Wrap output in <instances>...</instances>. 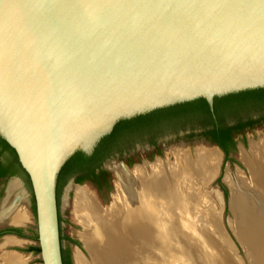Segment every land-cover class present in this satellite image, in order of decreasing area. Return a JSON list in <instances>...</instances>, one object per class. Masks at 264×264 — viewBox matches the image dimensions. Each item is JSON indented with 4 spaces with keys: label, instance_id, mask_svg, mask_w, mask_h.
<instances>
[{
    "label": "water",
    "instance_id": "95a60500",
    "mask_svg": "<svg viewBox=\"0 0 264 264\" xmlns=\"http://www.w3.org/2000/svg\"><path fill=\"white\" fill-rule=\"evenodd\" d=\"M261 88L264 0H0V136L29 176L43 264H63L57 186L77 152L120 121Z\"/></svg>",
    "mask_w": 264,
    "mask_h": 264
},
{
    "label": "bare ground",
    "instance_id": "6f19581e",
    "mask_svg": "<svg viewBox=\"0 0 264 264\" xmlns=\"http://www.w3.org/2000/svg\"><path fill=\"white\" fill-rule=\"evenodd\" d=\"M202 150L204 151L196 154V158L177 157L174 164L161 161L155 166L144 165L133 173L123 171L119 176L122 187L119 189L117 205L110 216L101 212L94 193H88L83 188L78 189L74 213L81 217L80 219L85 218V222L88 220L90 224L81 234L86 249L92 254L100 252V257L105 256L110 249V256L105 258L108 264H184L186 256L187 260L191 261L188 264H203L199 262L202 260L201 253L198 254L201 252L197 242L199 238L195 231L190 233L192 225L190 226L189 222L192 221L189 218H193L188 211L190 208L202 211L203 208L208 217L207 227L217 229L221 233L215 246L218 263L235 264L228 255L227 239L220 231L221 212L216 208L211 200L212 195L206 188L219 174L221 151L216 148ZM241 159L250 170L255 186L260 189V193L253 190L252 194L261 200L259 207L264 213V139L252 142L250 150L244 149L241 153ZM244 179L240 176L237 185L248 189ZM225 180L231 187L233 204L236 202L240 205L245 219L252 217L249 194H243V197L240 195L242 198H239L236 183L230 173L226 174ZM217 197L222 200L220 193ZM16 204L3 201L0 225H21L29 220L25 208ZM83 214L85 215L82 216ZM7 237L3 247L14 244L15 240L10 238L13 236ZM261 251L264 253V250ZM0 257V264L26 263L25 256L13 251L4 252ZM75 257L78 264H87L79 251Z\"/></svg>",
    "mask_w": 264,
    "mask_h": 264
},
{
    "label": "rangeland",
    "instance_id": "374dc122",
    "mask_svg": "<svg viewBox=\"0 0 264 264\" xmlns=\"http://www.w3.org/2000/svg\"><path fill=\"white\" fill-rule=\"evenodd\" d=\"M180 133L181 132H175L164 135L163 138H161L160 140L161 150L159 153H157L156 151L154 152L147 143H141L140 145H137L135 147V150H133L132 152H138L136 155V159L132 162L131 166L129 167H125L122 164L124 162V157L113 156L109 160H107L104 163V169L109 175L111 187L109 191H105V194L103 196L99 195L95 187L89 184H76L73 182L72 179H69L66 182L60 193V206L62 216L61 225L63 235L62 240L63 249L70 254L73 264H78L75 257L78 251L83 255L87 264H108L105 258H107V256H110V249H108L107 252L104 254L105 256L100 257L98 255L100 252H95V254H92L84 246V242L81 239V234L86 228L89 227L90 224L88 220H86L85 222V218L80 219L81 217L79 218L76 213H74L76 200L75 196L77 190L83 188L88 193H94L93 195L99 203L101 212L107 216H110L111 211L117 205L116 200L119 198V189L122 187L119 176L122 175L123 171H127V173H133L137 169L142 168L144 165L155 166L158 162L161 161L170 162L174 164L177 157L186 156L196 158L197 153L204 151L202 149H219L216 145L212 143L210 144H212L213 146L208 144V141L198 137V135H188L186 133H182L180 135ZM261 139H264V124L254 127L253 130H246L242 136L240 135L237 139V150L230 156L232 159H234V162L225 161V154L221 152L222 161L219 174L217 175V177L215 176L212 182L206 187L212 195L211 200H213L216 205V208L218 207V210L221 212V214L219 215V217H221L220 231L226 237L227 242L229 244L227 248V251H229V258L230 260L235 261L237 264H264V258H262V255L260 254V251L264 250V213H262L259 207L261 200H259L257 197L254 196V194H252L253 190H258L257 192L260 193V189L255 186L250 170L246 167V165L241 159V153L244 151V149L245 151L250 150L251 143L258 142ZM227 173L231 174V177H233V181L236 183V189L239 194V198H242L244 195H250H248V199H250V203L252 202L250 207V213L252 215L251 222L253 224L251 230L246 227L247 221H245L244 213L240 205L236 204V202L233 204L232 202V190L230 185L225 180V176ZM239 175L243 179L245 178L244 182L246 180L245 183L246 185L248 184V189H243L242 187L237 185V181L240 177ZM219 178L222 179V183L227 189L228 201L226 200L224 191L221 188L222 184L218 182ZM251 185L252 187L250 189ZM218 193H220L222 196L221 201L217 197ZM3 201L17 203L16 206L25 208V211L29 216V220L25 224L18 225L13 223H7L8 227L18 226L19 228L26 229L32 235H36L37 217L34 195L30 180L25 179L21 176H14L6 179L4 183L0 182V209L3 204ZM254 204L256 205V207H254ZM201 210L202 211H200V209L192 208L188 210L191 214V217L193 218H189V220L192 221L191 223L189 222V225H192L190 233L192 231H195L197 237L199 238V240L197 239V242H199L201 252L197 253L199 255L201 253L202 259L199 260V262H202L203 264H219L217 253L215 251V246L217 244V240H220L221 233L217 229L207 227L209 223L206 222L208 221V217L203 211V208ZM201 212L204 214H202ZM84 215L85 214H83L82 216ZM200 223L203 225H200ZM7 224H2L0 225V227L6 226ZM203 226L205 227L203 228ZM211 233L213 235H211ZM7 238L8 237L0 239V255L4 254V252L13 251L25 256V264H43L40 254L37 255L36 253H29L27 249L31 245L38 246L39 243L37 241H25L22 239H16V237H10L15 240L14 244L9 245L8 247H3L2 244ZM74 241H77L78 244H76L77 242ZM187 259L188 256H186L184 264L191 263V261ZM0 262H2L1 257Z\"/></svg>",
    "mask_w": 264,
    "mask_h": 264
},
{
    "label": "trees",
    "instance_id": "16d2710c",
    "mask_svg": "<svg viewBox=\"0 0 264 264\" xmlns=\"http://www.w3.org/2000/svg\"><path fill=\"white\" fill-rule=\"evenodd\" d=\"M264 109V89H254L233 93L215 99L212 110L206 99L200 98L191 102L177 104L171 107L155 110L151 113L140 115L133 119L120 121L113 132L102 139L92 155L77 152L62 168L59 178L58 197L67 180L79 171H94L95 166H100L106 159L136 142L156 143V139L168 133H177L181 130L193 129L197 126L207 127L220 122L221 129L216 133L208 132L213 140L218 142L225 151V161H233L231 152H236L237 142H232L229 131L232 126L228 123L231 119L246 112ZM236 127L242 128V124ZM233 152V153H234ZM232 153V154H233ZM19 175L29 180V176L21 166L16 151L0 136V178ZM82 183V179L77 180ZM225 198L228 193L222 179ZM77 242V241H74ZM78 244V242L76 243ZM40 254V248H35ZM63 264H73L70 254L62 249Z\"/></svg>",
    "mask_w": 264,
    "mask_h": 264
},
{
    "label": "flooded vegetation",
    "instance_id": "af4514ba",
    "mask_svg": "<svg viewBox=\"0 0 264 264\" xmlns=\"http://www.w3.org/2000/svg\"><path fill=\"white\" fill-rule=\"evenodd\" d=\"M238 124H242L243 127L241 129L236 127ZM263 124H264V109L259 110V111L246 112V113H243V114H240L239 116H237L236 119H231L229 121L228 125L232 126V129L229 131L228 135H229L231 141L234 143V142H237L238 137L240 135L242 136L246 130H253L254 127L259 126V125H263ZM218 129L219 130L221 129L220 122H216L215 124L209 125L207 127L197 126L196 128L188 129V130L187 129L181 130L179 132H181L180 135L182 133L183 134L186 133L188 135H193V134L198 135V137L217 145L225 154V151L220 146V144L218 142H215L213 140V136L208 133L210 131H214L216 133L217 131H219ZM161 138H163V136L158 137L156 139L155 144H153L151 142H136L132 145L127 146L124 149V151L117 152L114 156L124 157L123 163L129 167V166H131L132 162L136 159V155L138 152L137 151H135L134 153H132V152H133V150H135V147L137 145H140L141 143H147L149 145V147L152 148V150L154 152L156 151L157 153H159L161 150V147H160ZM208 144H210V143H208ZM210 145H212V144H210ZM233 152H231L230 156L232 155ZM110 158L106 159L100 166H98V167L95 166L96 168L94 169L93 173H92V171H79V172L75 173L69 179H72L73 182L76 184H89V185L95 187V189L97 190V193L99 195L103 196L105 194V191L106 192L109 191V189L111 187V181H110L109 175L106 172V170L104 169V163L107 160H109ZM15 176H19V175H15ZM11 177H14V176H11ZM11 177H9V178H11ZM6 179H8V178L7 177L0 178V182L4 183L6 181ZM78 179H82L83 182L78 183L77 182ZM57 200H58V207H59L60 237L62 240L63 235H62V225H61V223H62L61 222L62 221L61 206H60L61 202H60V195L58 197V193H57ZM34 202H35V197H34ZM35 209H36V203H35ZM36 217H37V215H36ZM5 235H10V236L16 237L17 239H22L25 241L31 240V241H37L38 242V230H37L36 235H32L26 229L19 228L18 226H9L5 229L0 230V239H4ZM37 247H39V245L38 246H33V245L29 246L27 248L28 252L33 253V254L36 253L38 255L39 253L35 249Z\"/></svg>",
    "mask_w": 264,
    "mask_h": 264
},
{
    "label": "crops",
    "instance_id": "0c3cea01",
    "mask_svg": "<svg viewBox=\"0 0 264 264\" xmlns=\"http://www.w3.org/2000/svg\"><path fill=\"white\" fill-rule=\"evenodd\" d=\"M251 218H252V217H250V218H248V219H245V221H247V222H246V225H247L246 227H247L249 230H251V228H252V226H253V224H252V222H251V221H252ZM249 221H250V222H249ZM260 254L264 256L263 251H260Z\"/></svg>",
    "mask_w": 264,
    "mask_h": 264
}]
</instances>
